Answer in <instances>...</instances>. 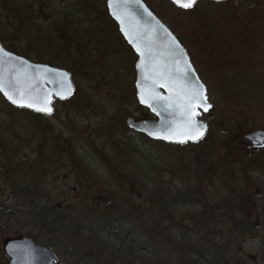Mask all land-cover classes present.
Masks as SVG:
<instances>
[{
	"label": "rangeland",
	"instance_id": "1",
	"mask_svg": "<svg viewBox=\"0 0 264 264\" xmlns=\"http://www.w3.org/2000/svg\"><path fill=\"white\" fill-rule=\"evenodd\" d=\"M46 1L0 0V37L4 41L3 46H13L21 52L27 51L31 60L38 58L42 63L74 72V97L70 101L55 102L52 115L42 117L49 127L68 136L69 144L58 146L56 141L46 134L43 143L39 145L37 141L40 135L36 136L30 114L19 110L14 112L3 103H0V135L8 141L15 140L17 136L23 140L25 145H22L19 153L23 162L36 160L38 154L40 162L46 163L44 156H49V159L59 164L57 169L53 166L56 174L65 170L61 163L70 158L76 150L79 154L95 160L101 167V181H104L101 182V194L95 196L99 207L105 206L108 195L122 200L136 193L143 197L141 201L146 197L155 200L177 198L178 202L174 203L172 208L181 218L178 223L166 222V209L160 210L153 203L148 204L152 209L143 210L142 213H124L135 223L138 222L142 230L148 227L156 234L142 239L148 242L151 251L154 246L160 251L163 250V258L168 259L169 264H264V211H251L253 203L260 205L264 210L263 161L260 160L264 157V148L247 149L243 139L244 134L249 131L264 130V79L261 76L259 80L251 77L252 65L244 57L246 49L256 51L260 62L254 64L255 74L264 73L263 0H258L259 6L256 7L244 0H226L219 4L201 0L188 10L172 4L169 0H145L160 20L180 39L194 70L207 88L208 101H213L211 110L200 116V119L208 122L210 128V139L205 142V146L209 148L208 151H215L224 140L229 148L226 150L229 155L225 159L227 163L203 167L211 173L212 181L197 186L198 176L201 174L198 172L195 177L191 165L182 166L180 160L183 153L179 154L174 147L147 140H144L143 144L140 139L144 136L133 134V137H139V142L130 137L128 140L131 148L133 149L132 146L136 143L145 147L153 156V163H156L152 164L150 169L160 167L161 175L164 176L162 180L156 179L152 182L149 177L143 182L144 188L151 185L148 193L140 183L123 184L131 181L135 175L132 172H137L132 169L133 166L125 167L126 176L109 173L119 168L115 163L121 156L116 154L114 144L122 135L121 118L139 116L140 113L132 106L129 98V95L135 94V56L125 52L126 44L120 39L114 23L109 17L104 18L107 16L106 0H64L63 8L45 4ZM33 11L38 13L36 18L41 19L38 24L29 18ZM49 15L52 20L46 22ZM14 28L16 31H13ZM40 29H43L42 32ZM36 31L41 32L38 40ZM43 33L48 34L42 35ZM64 34L69 35L68 39ZM65 39L68 46L73 45L75 50L69 47L62 59L60 40ZM107 69L109 76H106ZM221 76L224 81H229L224 83H230L229 86L237 92L234 99L229 95V90L225 93L223 81L216 78ZM111 82L115 83L114 90ZM77 102L78 106L72 109L71 105ZM85 102L89 106H84ZM225 127L235 130L233 133L226 132ZM240 151H243V156H240ZM100 152L110 161L105 166L103 157L98 155ZM129 152L132 155V152L128 151V154L122 157L126 163L133 156H130ZM221 152L224 153L225 150ZM2 153L0 146V154ZM189 153L191 152L186 154ZM223 159L219 156L215 160ZM76 173H80L83 178L77 185L74 181L75 174L72 168H69L62 173L63 179L60 183L46 188L44 184H40L35 187V191L44 196L42 200L47 194L55 198L62 190L72 194L69 202L73 209V219L78 221L75 236L80 241L85 239L82 229L92 224L93 218L78 191L89 190L90 185L85 182L90 180L88 178L91 173L88 170ZM234 191H239L241 204L234 203ZM182 199L187 202L180 203ZM195 199L199 202H193ZM218 200L223 207L228 206L225 207L222 217L232 219L233 222L226 228L209 231V224L217 221V209L210 211L209 205L217 204ZM12 205L0 201V264H8L1 251L3 238L23 235L32 240L26 233L27 221L15 220V215L21 208ZM42 207L43 203H40L38 209ZM202 207H205L206 214L200 213ZM125 210L126 206L121 204L119 209L107 211V217H104V213L101 216L103 220L118 214L120 217L124 216L120 213ZM10 211L13 213H9ZM224 220L223 225L226 224ZM245 220L246 225H249L248 221L254 224L250 228H239L240 224L236 222ZM160 225H168L164 230L166 237L159 233ZM35 228V222L32 221L30 232L35 234ZM79 241L75 243L79 244ZM51 251L55 255L52 249ZM62 251L64 253L60 257L55 255L58 264H88V258L79 257V262H72L73 255ZM248 255L257 257V261H250ZM147 263L155 264L152 255H147Z\"/></svg>",
	"mask_w": 264,
	"mask_h": 264
},
{
	"label": "trees",
	"instance_id": "2",
	"mask_svg": "<svg viewBox=\"0 0 264 264\" xmlns=\"http://www.w3.org/2000/svg\"><path fill=\"white\" fill-rule=\"evenodd\" d=\"M29 3H27V5H30ZM39 3L41 2H38V4ZM46 3L52 6L53 4L59 5L60 8L65 7L64 0H47L45 4ZM34 6L35 4L32 7L33 9ZM36 15L38 16V13L36 11H33L29 15V18L34 20L36 24H38L41 19L39 17L36 18ZM105 15L107 16H104V18L109 17L107 11L105 12ZM109 19L112 21L110 17ZM51 20L52 17H50L49 15L46 22ZM114 26L117 30L115 23ZM40 30L42 32L43 29ZM13 31H16V28H14ZM41 32H37V40ZM44 34L48 33H43L42 35ZM64 37L68 39L67 37H69V35L64 34ZM119 37L123 41L122 37ZM66 39L65 41L60 40L61 48L63 49L60 53L62 54V59L64 58L63 55L65 54V51H68L69 47H73V45L68 46V42H66ZM0 42L3 45L4 41L1 37ZM4 48L27 59L30 58L27 51L21 52L20 49L8 45L7 47L4 46ZM73 50H75L74 47ZM124 50L125 52H129L130 55H132V52L127 45ZM32 61L36 63H42V61L38 58L33 59ZM70 72L72 75L74 74L73 71ZM106 76H109L108 69L106 70ZM114 84L115 83L113 82L112 87L114 86ZM112 89L114 90V87ZM75 93L76 89L74 90L73 95L67 101H70L74 97ZM129 98H131L130 102L132 106H134L140 113V117L149 116L148 111L138 104L134 95H129ZM0 103L5 104L7 108H11L12 110H14V112L15 110H17L6 104L1 96ZM76 106H78V102L71 105L72 109ZM84 106L89 105L87 102H85ZM19 111H26L30 114L32 121L34 122L33 129L36 133V136L38 137L40 135V139L37 141L39 145L43 143V138L46 134L50 136L51 140L56 141L58 146H66L69 144V137L61 134L58 130L49 127L47 122L43 120V115L32 113L27 110ZM125 118L126 117L124 116L120 120V132L122 133V135L117 138V141L114 144V148H116V154L121 156L120 159L115 163L119 165V168L118 170H111L109 171V173L111 175L126 176L127 172L124 170L125 167L133 166L132 169L137 172H132L135 175L132 176L131 181L123 184L130 185L133 183H140L144 188L145 186L143 185V182L149 177L153 182V180L155 181L156 179L162 180L164 176L161 175L162 169L160 167L150 169L152 164H154L152 161L153 156H151L149 152L145 150V147L143 148V146L141 147L136 143L133 144V149L131 148V143H129L130 141L128 139H130V137L135 138L133 137V134L136 133H129L130 130L127 129L125 125ZM0 123L2 122L0 121ZM209 139L210 128L207 129L206 135L199 142L187 143L184 145H167L174 147V149L177 150L179 154L183 153V158L180 160L182 166L189 167V165H191L193 167L195 177H197L198 172L201 174L198 176L197 186H200L205 182H210L213 179L211 173H208V171L204 170L203 167L212 165L220 166V164L223 165L227 163L225 159L229 156L226 153V150L229 149L228 143L224 140L219 143V147L215 151H208L209 148L205 146V142ZM144 140L154 143L153 141L147 139L145 136L144 138H142V140L140 139L143 144ZM135 141L139 142V137H136ZM22 143L23 140L18 138V136L15 138V140L9 139L8 141L5 140L4 136L0 135V146L2 147L3 152L2 154H0V201L4 204L7 202L12 203L15 207L21 208V211L15 215V220L20 221L21 219H23L27 221L26 233L32 238L33 241H35V243L42 244L51 248L55 252L56 257H60V255L64 253L62 250L68 251L73 255L71 257L72 262H74L75 260L79 262L80 258H88V264H148L147 255H152L155 264L170 263L168 259L165 260L163 258V250L160 251L156 246H154V250L151 251L148 242L142 239L145 236L150 237L151 235L155 236L156 234L150 231V228L148 227L147 229L142 230L141 227L138 226V222L135 223L134 220L126 217L124 213H127L128 215H133L140 212L142 213L143 210L152 209V207H149L148 204L153 203L155 207L160 210L166 209L167 213L164 216L166 222L170 221L171 223H178L181 218L175 214V211L172 208L174 203L178 202L177 198L155 200L154 198L151 199L146 197L145 199H143V201H141L143 197H140L136 193H132L133 196L122 200L108 195L105 206L99 207V205L97 206L95 196L97 194H101V182L104 183V181H101V167L96 164L95 160L90 159L82 152L81 153L83 155L79 154L76 150L73 152V155L70 156V158L68 157L66 161L61 163L65 166V170L60 171V173L56 174V172L53 171V166L54 169H57L59 164L53 162L47 155L44 156V158L46 159V163L40 162L41 159L38 154V158L36 160H26L25 162H23L22 157L19 155L20 148L22 147V145H25L24 143ZM125 147L126 149H124ZM221 150H225V152L223 153L221 152ZM128 151H131L133 156L129 152L130 156L132 157L128 161V163H126L122 159V157L125 156V154H128ZM168 151H171V149H168ZM185 152L191 153L187 155ZM242 152L243 151L239 152L240 156H243ZM98 155L100 157H103L104 166L107 165L108 162H110L108 161L107 157L101 154V152L98 153ZM219 156L224 159L222 161L215 160ZM17 157H19L18 161ZM154 165H156V163ZM69 168H72V172L73 174H75V185H77V182L81 183V180L83 179L81 178V174L76 172H83L84 170H88L91 173V177L88 178L90 180H86L87 182H85L90 185L89 190L78 191V193H81V199L85 200V205L90 210V215H92L93 218L92 224L82 229V234L85 235V239H82L80 241L77 240L75 236V227L77 226L78 221H75V219H73V209L71 206V202H69V198L72 194L69 191L62 190L57 193L55 198L47 194V197L42 200L44 196H42L41 193L35 191V187L39 186L40 184H44L46 188L50 185L53 186L54 184L60 183V181L63 179L62 173L64 171H67ZM221 171L222 170L220 168L219 172ZM150 186L144 188L145 192L150 191ZM192 190L195 191V189ZM235 192L236 191H234V193L232 194L234 203L241 204L242 197L238 198L239 191H237L236 193ZM185 201L187 202L186 199H182L180 203ZM193 202L199 201H196L195 199ZM216 202L217 204L209 205L211 207L210 211L217 209V221H213L211 224H209V227H207L209 231H212L215 228L217 230L226 228L233 222L232 219L228 220L227 217H222L223 212L226 210V208H228V206L225 205V208L223 207V204L219 202V200ZM40 203H43V207L41 209H38ZM121 204H124L126 206V210L120 213L124 216L118 217V214L116 217L103 220V217L101 216L102 213H104V217H107V211L112 209H119ZM9 213H13V211H10ZM200 213L206 214L205 207H202ZM159 220L160 223H162L161 217H159ZM222 220L226 222L225 225H223ZM32 221L35 222V229H37V232L35 234L30 232L29 230ZM246 222L247 221L245 220L237 221L236 223H239V228L243 229L246 227L250 228L251 225L254 224L252 223V221H248L249 225H246ZM167 228L168 225L159 226V233H161L162 237H166L167 234L164 232V230ZM76 241H79V244L75 243ZM217 243H219V241H217ZM70 246H72V248H69ZM217 247L219 250V246Z\"/></svg>",
	"mask_w": 264,
	"mask_h": 264
},
{
	"label": "water",
	"instance_id": "3",
	"mask_svg": "<svg viewBox=\"0 0 264 264\" xmlns=\"http://www.w3.org/2000/svg\"><path fill=\"white\" fill-rule=\"evenodd\" d=\"M169 1L173 3V0ZM196 1L197 0H195V2ZM109 3L110 0H106V9L109 16L117 24L118 31L125 40L126 44L137 56L136 62L134 64L136 72L134 83L136 88V99L138 103L142 107L146 108L152 116L127 117L125 121L127 127L136 133L143 134L152 141H160L174 145H183L188 142H198L205 135L207 129L206 122L198 119V115L195 117V119L204 126L202 130L203 135L200 137V139H187L185 143L178 142L179 139H184L182 136L173 139H161L158 137L167 135V129L169 125L175 128L180 124L181 117L179 111L175 109L166 110V104L163 100L158 103L153 101V105L156 108V111H153V108L149 107L147 102L142 103L140 99L142 89L150 88L153 83L152 79H145L146 75L148 74V72L145 71V68H147L148 71H151V68L154 64L157 67H166L170 71H175L177 67L183 69L185 62L190 65V70L188 72L187 80L182 82L189 85L198 84L202 86L203 94L205 96V89L197 78L185 50L174 37V35L169 31V29L156 18V16L147 8L142 0H140L139 5L132 4L127 9H117L115 5L110 7ZM114 11H118L122 15L126 13V15H124V25H122L121 22L113 15ZM148 13H151V16H149ZM122 27L129 28L130 30L140 34L141 39L138 41V43H140L142 49L146 50L145 57H142L140 53L137 52L136 47L129 42V38L125 36L124 32L121 30ZM173 38L175 44L178 45V48L173 47ZM149 47L151 48L150 56L147 55V49ZM0 49H3L4 53L11 54V59H9L7 55L0 53L4 59V64L0 65V76H2L5 81L14 79L17 73H27V75L32 78V82L38 87L41 93H52L50 104L51 108L54 100H65L72 94L73 84L70 72L66 71L65 69L50 66L48 64L31 62L24 57L7 51L2 47L1 44ZM176 60H179L178 65L176 64ZM142 64L144 67H142ZM65 73L67 75L66 77H63V79L66 80V87L70 88V92L65 93V98L61 99L59 96L55 95L57 91H60V85L58 82L53 81H59L62 78L61 74ZM155 91L162 97H168L172 95V89L167 83H163V86H161V84H156ZM0 95L10 106L14 108L26 109L35 113L47 114L45 112H37L33 108L19 107L18 104H13L10 100H8L3 92H0ZM199 110H203V108L197 109L198 114ZM157 112H159L160 115H157ZM149 132H155L157 135H149ZM243 138L245 140L251 141L255 145H260L264 143V132L253 131L251 133L245 134ZM1 244L2 252L8 259V264H57L51 249L35 244L29 237H25L23 235L8 236L1 240ZM248 259L254 262L256 257L253 255H248Z\"/></svg>",
	"mask_w": 264,
	"mask_h": 264
},
{
	"label": "snow or ice",
	"instance_id": "4",
	"mask_svg": "<svg viewBox=\"0 0 264 264\" xmlns=\"http://www.w3.org/2000/svg\"><path fill=\"white\" fill-rule=\"evenodd\" d=\"M140 0H110L109 6L115 7L117 9L124 8L127 9L130 5H139ZM173 3L181 8H191L195 3V0H173ZM146 11V10H145ZM113 15L117 20L121 22L122 25L125 23L124 15L120 14L118 11H114ZM151 16V13H148ZM121 30L124 32L125 36L129 38V42L132 43L138 53L142 57L146 56V50L141 48L138 41L141 36L138 32H134L129 28L122 27ZM172 45L174 48H178L175 44L174 38L172 40ZM0 53H4L3 49H0ZM9 59H11L10 53H4ZM147 55H151V48L147 49ZM18 59V58H17ZM154 59V58H153ZM4 64L3 56L0 55V65ZM176 64H179V60H176ZM142 67L144 65L142 64ZM190 70V65L186 62L184 63L183 69L179 67L175 71H170L166 67L160 68L153 64L151 71L145 68L148 72L145 79H152V86L148 89H142L141 91V102L148 103V106L156 111L153 105V101L160 102L164 101L167 109H175L179 111L181 121L180 124L173 128L169 125L167 129V135L159 136L161 139H173L176 137H184V139H179V143H185L187 139L198 140L203 135L204 126L200 124L195 117L198 115L197 109L203 108L204 111H208L211 105L206 102V97L203 94L202 86L198 84H186L182 81H186L188 78V72ZM65 74H61L62 78L58 82L60 85V91H57L55 95L59 96L61 99L65 98V93L70 92V88L66 87V77ZM170 85L172 89V95L168 97H162L155 91V85L163 83ZM0 92L10 100L13 104H18L19 107L33 108L37 112H45L51 114L52 108L51 95L52 93H41L38 87L32 82V78L27 75V73H17L14 79H9L5 81L2 76H0ZM157 115H160L157 112ZM149 135H157L155 132H149Z\"/></svg>",
	"mask_w": 264,
	"mask_h": 264
},
{
	"label": "flooded vegetation",
	"instance_id": "5",
	"mask_svg": "<svg viewBox=\"0 0 264 264\" xmlns=\"http://www.w3.org/2000/svg\"><path fill=\"white\" fill-rule=\"evenodd\" d=\"M144 2H145V4L148 6V8L154 13V11L152 10V8L149 6V4L145 1V0H143ZM207 1V0H206ZM226 0H221V1H209L208 0V2H212V3H216V4H219V3H223V2H225ZM245 2H249L250 4L252 3L253 4V6L254 7H256V6H259V4H258V0H244ZM263 2H264V0H263ZM249 3H245L247 6L248 5H250ZM155 14V13H154ZM260 32H262V31H260ZM175 35V34H174ZM176 36V35H175ZM177 37V36H176ZM177 39L179 40V42L181 43V41H180V39L177 37ZM256 52V51H255ZM255 52H253V51H250V49H246V51H245V55H244V57H245V59H247V62L250 64V65H252V67L250 68L251 70H252V78L254 79V80H259V78H260V76L261 77H263V79H264V73H261V74H259V75H257V73L255 74V72H256V66H254V64L255 63H258V61L260 62V59L258 58V54H256ZM191 61V60H190ZM262 62H264V61H262ZM196 72V71H195ZM196 74H197V72H196ZM255 74V75H254ZM197 76H198V74H197ZM198 78H199V80L201 81V79H200V77L198 76ZM217 79H219V81H223V84H224V86H223V89H224V91H225V93L227 92L226 90H229V95H231V98H235V96H236V91H234L233 90V88L232 87H230L229 85H231L230 83L229 84H226V83H224V82H229V81H227V80H225L224 81V79H223V77L221 76V77H216ZM134 80H135V70H134V73H133V82H134ZM202 82V81H201ZM203 83V82H202ZM204 85V84H203ZM204 87H205V94H206V97H207V88H206V86L204 85ZM207 100H208V97L206 98ZM209 103H210V105H211V108L213 107V101L211 100V102L209 101ZM211 108H209L208 109V111L209 110H211ZM205 112H207V111H203V112H200V116H201V114L202 113H205ZM208 123V122H207ZM225 129V131L226 132H232L233 133V131L235 130H231L230 128L229 129H227V127H225L224 128ZM254 131V130H253ZM264 131V130H263ZM249 132H251V131H249ZM245 147L247 148V149H253V150H259V149H262V148H264V144H262V145H253L252 144V142H250V141H247V140H245ZM246 149V150H247ZM243 150H244V148H243ZM260 160H262L263 161V166H262V171H263V174H264V157L263 158H261ZM264 182V181H263ZM254 209V210H253ZM253 209H251V211L253 212V211H255L256 213L257 212H262V211H264V210H262L261 209V206L260 205H257V204H255V203H253Z\"/></svg>",
	"mask_w": 264,
	"mask_h": 264
}]
</instances>
